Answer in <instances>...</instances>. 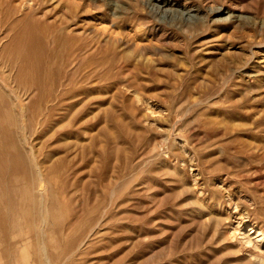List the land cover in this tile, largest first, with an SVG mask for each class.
<instances>
[{"label":"rangeland","instance_id":"374dc122","mask_svg":"<svg viewBox=\"0 0 264 264\" xmlns=\"http://www.w3.org/2000/svg\"><path fill=\"white\" fill-rule=\"evenodd\" d=\"M0 264H264V0H0Z\"/></svg>","mask_w":264,"mask_h":264},{"label":"bare ground","instance_id":"6f19581e","mask_svg":"<svg viewBox=\"0 0 264 264\" xmlns=\"http://www.w3.org/2000/svg\"><path fill=\"white\" fill-rule=\"evenodd\" d=\"M40 190V189H39ZM40 196V195H39Z\"/></svg>","mask_w":264,"mask_h":264}]
</instances>
